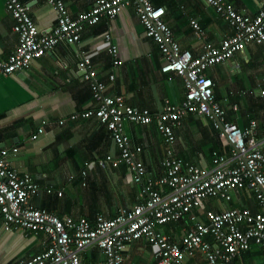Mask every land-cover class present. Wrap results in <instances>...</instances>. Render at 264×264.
<instances>
[{
  "label": "crops",
  "instance_id": "1",
  "mask_svg": "<svg viewBox=\"0 0 264 264\" xmlns=\"http://www.w3.org/2000/svg\"><path fill=\"white\" fill-rule=\"evenodd\" d=\"M20 1L38 31H49L54 23V13L45 1ZM62 1L71 16L86 11L92 4V0ZM149 1L164 8L162 18L173 40L192 55L199 54L202 41L216 45L232 33L229 25L204 0ZM227 1L247 15H254L264 5V0ZM190 19L201 27V37L193 32ZM11 25L4 0H0V58H5L16 44ZM106 30L117 47L119 63L116 65L112 64V55L103 40L102 33ZM261 48L254 42L246 43L230 58L205 70L213 81L214 99L223 109L224 119L239 128L246 127L251 119L264 121ZM80 49L89 54L96 77L104 83V94L121 95L132 107L157 113L165 101L179 105L184 85L181 76L160 70L161 56L157 46L144 34L132 6L122 7L110 20L102 17L94 25H84L75 45L58 42L51 51L33 59L26 69L0 74V149L7 150L5 158L11 167L28 173L40 186L42 191L31 196L30 202L59 217H84L92 221L97 214L111 217L117 208L134 204L140 185L126 180L121 163L116 167L97 165V158L107 153L115 155L117 151L103 126L93 118H69L72 113L93 105L90 91L81 79L82 70L76 54ZM109 74L113 75L112 79H108ZM43 119L42 132L33 137ZM60 119L62 123L58 124ZM122 127L129 143L140 147L137 158L147 175L153 178L160 175L164 146L155 123L141 125L124 121ZM173 132V152L188 163L208 167L213 151H228L225 138L218 135L206 116L186 113L173 127ZM260 134L257 128L256 136ZM12 148L16 151L12 152ZM84 161L92 164L85 167ZM83 169L84 177L80 173ZM49 186L52 191L45 193L43 189ZM56 191H60V195ZM203 206L211 209L250 206L256 209L252 197L245 191L235 194L228 204L206 199ZM47 243V237L39 231L4 229L0 217V263L10 264L18 258L39 253ZM258 252L252 245L235 257L232 264H264V256ZM123 255L128 264L154 262L151 247L143 238L130 242ZM102 259L95 247L80 253L82 264H93ZM189 264H195V260Z\"/></svg>",
  "mask_w": 264,
  "mask_h": 264
},
{
  "label": "built area",
  "instance_id": "2",
  "mask_svg": "<svg viewBox=\"0 0 264 264\" xmlns=\"http://www.w3.org/2000/svg\"><path fill=\"white\" fill-rule=\"evenodd\" d=\"M44 1L54 13V23L49 31L40 33L20 0H4L16 44L5 58H0V74L26 69L33 59L51 51L58 42L78 43L84 25H94L102 17L110 20L122 7L132 6L144 34L157 46L160 70L181 76L184 93L179 105L165 101L157 113L132 107L121 95L104 94V83L96 77L89 54L77 50L81 79L90 91L93 105L72 113L69 118H93L108 131L116 154L107 153L97 158L96 163L100 167L123 164L126 180L140 185L137 201L117 208L111 217L97 214L92 221L84 217H59L30 202L31 196L42 191L40 186L28 173L11 167L5 158L7 150L0 149L3 228L39 231L48 239L41 252L10 264H82L80 253L93 247L103 257L93 264H128L123 251L130 242L141 238L151 247L153 264H189L193 259L195 264H231L252 245L264 256V121L251 119L243 128L226 121L223 109L214 99L213 81L205 73L206 68L230 58L249 42L262 47L264 61V5L254 15H247L227 0H204L229 25L232 33L216 45L202 41L199 54L192 55L173 40L162 18L164 8L152 5L149 0H92L86 11L74 16L62 0ZM189 25L198 37L202 36L203 31L195 20L190 19ZM102 36L112 55V64H118L117 47L111 41L109 30ZM112 77L108 75V79ZM186 113L208 117L228 144L227 152L211 153L208 167L188 163L173 152V127ZM124 121L141 125L155 123L164 146L161 173L157 177L147 175L137 158L140 147L132 146L123 132ZM44 123L43 119L33 137L42 132ZM11 151L15 152L16 148ZM91 164L83 162L85 167ZM80 173L85 176L84 169ZM43 191L50 193L52 188L45 187ZM242 191L252 197L256 209L203 206L206 199L228 204ZM56 194L60 195V191Z\"/></svg>",
  "mask_w": 264,
  "mask_h": 264
},
{
  "label": "trees",
  "instance_id": "3",
  "mask_svg": "<svg viewBox=\"0 0 264 264\" xmlns=\"http://www.w3.org/2000/svg\"><path fill=\"white\" fill-rule=\"evenodd\" d=\"M248 207H250V206H248ZM251 208V207H250ZM252 209V208H251ZM257 253V252H256ZM258 254H260L259 252H258ZM232 264V263H231Z\"/></svg>",
  "mask_w": 264,
  "mask_h": 264
},
{
  "label": "water",
  "instance_id": "4",
  "mask_svg": "<svg viewBox=\"0 0 264 264\" xmlns=\"http://www.w3.org/2000/svg\"><path fill=\"white\" fill-rule=\"evenodd\" d=\"M70 45H75V44L72 43V44H70Z\"/></svg>",
  "mask_w": 264,
  "mask_h": 264
}]
</instances>
